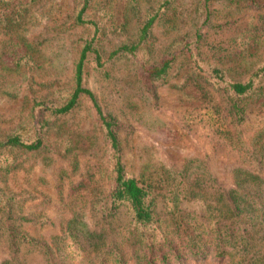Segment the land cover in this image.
<instances>
[{
	"label": "rangeland",
	"instance_id": "1",
	"mask_svg": "<svg viewBox=\"0 0 264 264\" xmlns=\"http://www.w3.org/2000/svg\"><path fill=\"white\" fill-rule=\"evenodd\" d=\"M212 1L208 24L201 23L197 0H174L154 24L140 57L151 64L169 53L174 66L163 80H157L152 94L137 79L134 65L123 57H109L135 31L137 22L127 13L126 0H97L96 9L110 24L100 44L104 67L98 70L90 63L84 86L95 94L104 113L120 122L121 160L133 176L157 168L174 169L191 160V170L202 167L228 188L230 168H251L253 154L263 158L264 168V140L256 139L264 128V79L263 94L249 102L245 122L235 128L246 142L245 152L240 151L217 137L219 118L227 112L224 97L189 74L178 42L179 37L191 38L198 30L204 35V58L236 68L231 71L240 73H231L234 78L245 77L244 66L234 63L238 59L235 46L240 37L253 34L259 14L244 3ZM256 1L264 4V0ZM74 10L73 0H0V137L22 124L33 100L69 86L77 41L88 34L72 26ZM9 17L14 19L10 25ZM95 114L85 98L72 113L55 120L42 149L14 150L7 155L12 163L9 172L0 173V187L15 198L14 215L25 219L19 222L22 229L37 240L59 234L60 226L72 216L75 226L94 228V205L110 189L107 145ZM157 210L161 212V206ZM6 249L0 243V262L7 257ZM26 250L20 254L25 264H43L37 252Z\"/></svg>",
	"mask_w": 264,
	"mask_h": 264
},
{
	"label": "trees",
	"instance_id": "2",
	"mask_svg": "<svg viewBox=\"0 0 264 264\" xmlns=\"http://www.w3.org/2000/svg\"><path fill=\"white\" fill-rule=\"evenodd\" d=\"M73 1L72 26L88 34L77 41L78 55L71 68L69 86L54 90L43 100H33L22 124L0 137V173L9 172L12 160L8 153L42 149L55 120L72 113L86 98L95 110L107 145L110 189L94 205L93 230L82 223L80 228L75 226L72 216L60 226L59 234L40 241L22 229L20 223L25 219L14 215L15 198L0 187V243L7 248V257L0 264H25L20 255L24 248L37 252L43 264H264L263 158L253 154L251 168H230L232 183L228 188L217 183L202 167L191 170V160L174 169L129 174L121 160L120 122L104 113L95 94L84 86L85 70L90 63L98 70L104 67L100 44L108 24L105 16L99 14L101 9H96L100 4L97 0ZM197 1L202 10L201 23L208 24L213 1ZM229 1L244 3L259 14L258 24L252 27L253 34L239 36L235 46L234 55L238 59L234 63L244 66L243 79L231 76L240 73L231 71L236 68H225L204 58L201 51L204 35L198 30L191 38L179 37L178 42L186 56L189 74L203 79L224 97L227 112L219 118L217 137L244 151L246 142L238 137L235 128L245 122L249 102L263 94L264 4L256 0ZM126 2L127 13L137 22L135 31L109 57H123L134 65L137 79L153 94L157 80H163L173 68L174 58L167 53L155 63L146 64L140 56L147 49L154 24L174 0ZM12 22V17L7 18V24ZM259 131L256 139L263 141L264 128Z\"/></svg>",
	"mask_w": 264,
	"mask_h": 264
}]
</instances>
